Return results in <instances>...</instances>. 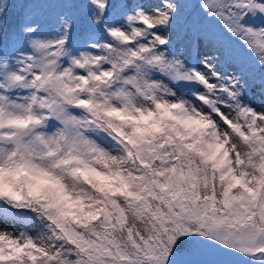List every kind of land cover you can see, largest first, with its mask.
I'll list each match as a JSON object with an SVG mask.
<instances>
[{
	"label": "snow or ice",
	"instance_id": "obj_1",
	"mask_svg": "<svg viewBox=\"0 0 264 264\" xmlns=\"http://www.w3.org/2000/svg\"><path fill=\"white\" fill-rule=\"evenodd\" d=\"M0 264H264V0H0Z\"/></svg>",
	"mask_w": 264,
	"mask_h": 264
}]
</instances>
